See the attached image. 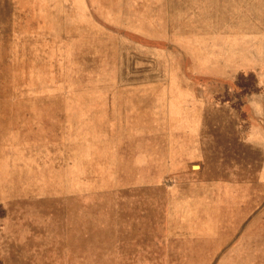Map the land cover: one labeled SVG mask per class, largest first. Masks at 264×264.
<instances>
[{"label": "rangeland", "instance_id": "obj_1", "mask_svg": "<svg viewBox=\"0 0 264 264\" xmlns=\"http://www.w3.org/2000/svg\"><path fill=\"white\" fill-rule=\"evenodd\" d=\"M0 264H264V0H0Z\"/></svg>", "mask_w": 264, "mask_h": 264}, {"label": "bare ground", "instance_id": "obj_2", "mask_svg": "<svg viewBox=\"0 0 264 264\" xmlns=\"http://www.w3.org/2000/svg\"><path fill=\"white\" fill-rule=\"evenodd\" d=\"M119 46H120V45H119ZM119 46H118V47H119ZM125 48H126V47H125ZM125 51H126V50H125ZM159 60H161V59H159ZM159 73H160V72H159ZM158 77H159V76H158ZM161 77H162V75H161ZM164 78H165V77H164ZM166 80H167V79H166ZM138 83H139V82H138ZM120 85H121V84H120ZM107 86H108V85H107ZM110 86H111V85H110ZM128 87H129V86H128ZM106 88H107V87H106ZM129 89H131V88H129ZM123 90H124V88H123ZM148 92H149V91H148ZM114 94H115V93H114ZM109 96H110V95H109ZM111 96H112V95H111ZM105 97H106V96H105ZM104 99H105V98H104ZM104 99H103V100H104ZM120 99H121V97H120ZM120 99H119V100H120ZM123 99H124V98H123ZM116 100H117V99H116ZM101 102H102V101H101ZM114 102H115V98H114ZM116 103H117V102H116ZM122 103H123V101H122ZM124 103H125V102H124ZM182 103H183V102H182ZM103 104H105L104 101H103ZM114 104H115V103H114ZM103 108H104V107H103ZM112 109H113V108H112ZM118 110H119V109H118ZM103 111L105 112L106 110H103ZM114 111H115V109H114ZM111 113H112V112H111ZM118 113H119V111H118ZM113 114H114V113H113ZM116 114H117V113H116ZM119 114H120V113H119Z\"/></svg>", "mask_w": 264, "mask_h": 264}]
</instances>
